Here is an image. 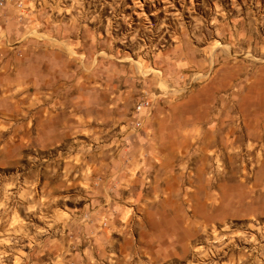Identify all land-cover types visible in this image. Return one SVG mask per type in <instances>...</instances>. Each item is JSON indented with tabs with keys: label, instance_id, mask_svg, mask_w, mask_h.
I'll use <instances>...</instances> for the list:
<instances>
[{
	"label": "rangeland",
	"instance_id": "374dc122",
	"mask_svg": "<svg viewBox=\"0 0 264 264\" xmlns=\"http://www.w3.org/2000/svg\"><path fill=\"white\" fill-rule=\"evenodd\" d=\"M0 264H264V0H4Z\"/></svg>",
	"mask_w": 264,
	"mask_h": 264
},
{
	"label": "built area",
	"instance_id": "2783aa9c",
	"mask_svg": "<svg viewBox=\"0 0 264 264\" xmlns=\"http://www.w3.org/2000/svg\"><path fill=\"white\" fill-rule=\"evenodd\" d=\"M3 1H4V0H0V6L2 5ZM143 106H144V103H143V102L139 104V107H140V108H142Z\"/></svg>",
	"mask_w": 264,
	"mask_h": 264
}]
</instances>
